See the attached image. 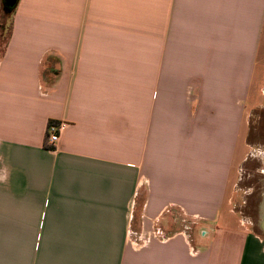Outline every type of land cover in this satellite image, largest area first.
<instances>
[{
  "label": "crops",
  "instance_id": "0c3cea01",
  "mask_svg": "<svg viewBox=\"0 0 264 264\" xmlns=\"http://www.w3.org/2000/svg\"><path fill=\"white\" fill-rule=\"evenodd\" d=\"M10 20L0 264H264V159L254 224L236 207L264 0H18Z\"/></svg>",
  "mask_w": 264,
  "mask_h": 264
},
{
  "label": "rangeland",
  "instance_id": "374dc122",
  "mask_svg": "<svg viewBox=\"0 0 264 264\" xmlns=\"http://www.w3.org/2000/svg\"><path fill=\"white\" fill-rule=\"evenodd\" d=\"M10 21V15L3 13L0 3V54L8 36ZM247 144L249 154L240 167L241 180L236 192L238 198L236 207L242 218L254 224L255 218L250 204L253 199H256L262 187L258 174L263 170L262 160L264 159V103L249 111ZM252 190H254L253 195Z\"/></svg>",
  "mask_w": 264,
  "mask_h": 264
},
{
  "label": "built area",
  "instance_id": "2783aa9c",
  "mask_svg": "<svg viewBox=\"0 0 264 264\" xmlns=\"http://www.w3.org/2000/svg\"><path fill=\"white\" fill-rule=\"evenodd\" d=\"M63 124H50L47 128L46 146L49 149H54L59 142V133L63 128Z\"/></svg>",
  "mask_w": 264,
  "mask_h": 264
},
{
  "label": "water",
  "instance_id": "95a60500",
  "mask_svg": "<svg viewBox=\"0 0 264 264\" xmlns=\"http://www.w3.org/2000/svg\"><path fill=\"white\" fill-rule=\"evenodd\" d=\"M17 1L18 0H2V6H5L6 9H7V10L3 9V12L10 13L11 11H13L15 9L16 5H17ZM261 229L264 232V220H263V222L261 224Z\"/></svg>",
  "mask_w": 264,
  "mask_h": 264
},
{
  "label": "trees",
  "instance_id": "16d2710c",
  "mask_svg": "<svg viewBox=\"0 0 264 264\" xmlns=\"http://www.w3.org/2000/svg\"><path fill=\"white\" fill-rule=\"evenodd\" d=\"M3 9H6V7L5 6H2V10ZM7 10V9H6ZM5 15H10L11 16V14L13 13V11H11L10 13H8V12H3ZM8 36H9V32H8Z\"/></svg>",
  "mask_w": 264,
  "mask_h": 264
}]
</instances>
